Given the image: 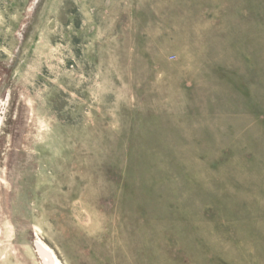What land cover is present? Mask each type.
I'll use <instances>...</instances> for the list:
<instances>
[{
  "label": "rangeland",
  "instance_id": "1",
  "mask_svg": "<svg viewBox=\"0 0 264 264\" xmlns=\"http://www.w3.org/2000/svg\"><path fill=\"white\" fill-rule=\"evenodd\" d=\"M264 264V0H0V264Z\"/></svg>",
  "mask_w": 264,
  "mask_h": 264
},
{
  "label": "bare ground",
  "instance_id": "2",
  "mask_svg": "<svg viewBox=\"0 0 264 264\" xmlns=\"http://www.w3.org/2000/svg\"><path fill=\"white\" fill-rule=\"evenodd\" d=\"M40 264H63L56 252L42 243H36Z\"/></svg>",
  "mask_w": 264,
  "mask_h": 264
}]
</instances>
